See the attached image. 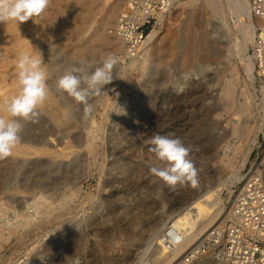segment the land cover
Instances as JSON below:
<instances>
[{
  "label": "rangeland",
  "instance_id": "374dc122",
  "mask_svg": "<svg viewBox=\"0 0 264 264\" xmlns=\"http://www.w3.org/2000/svg\"><path fill=\"white\" fill-rule=\"evenodd\" d=\"M204 1L176 3L160 27L156 46L152 44L160 51L156 60L159 73L151 81L149 96L139 94L146 76L131 70L120 79L115 91L104 94L105 85L99 94L87 97L93 110L82 121L78 101L68 103L63 90L51 92L57 77L49 61L73 63L71 71L77 75L75 70L82 68L91 73L109 55L117 58L116 65L126 67L131 60L126 59L119 41L109 33L125 2L105 29L101 24L116 0H50L40 16L23 23H0V117L8 118L3 105L18 94L17 39L20 33L29 38L30 30L35 29L44 44L41 56L48 91L53 94L54 105L66 110L62 124H54L48 117L51 128L46 134L41 125L31 127L33 139L42 137L44 142L21 140L10 156L1 159L0 218L6 212L1 224L10 238L0 247V264H7L33 246V252L45 259L43 264H63L70 258L77 260L75 264H145L151 260L144 251L151 227L160 229L165 222L171 224L176 214L190 204L192 189L209 183L218 186L237 170L244 178L255 163L264 166V80L257 72L255 80H251L244 60L228 50L229 40L235 46L240 34L231 0H220L219 12ZM221 6L233 28L232 34L226 31L222 42L216 39L218 30L225 31ZM254 21L257 28L258 20ZM99 29L116 40L113 45L99 43L95 34ZM212 43H218V55L208 49ZM94 45L97 49H93ZM253 46L248 45V55H253ZM58 69L63 70V75L67 71L64 65ZM179 78L182 90L174 85ZM228 89L233 93L226 102ZM138 95L140 100H134ZM38 111L44 114L40 107ZM234 121L244 125L237 139L241 147L235 152ZM155 134H173L190 149L188 159L197 171L195 187L191 182L169 186L151 171L161 166L148 143ZM226 143L231 146L228 156L223 148ZM245 154L248 160L241 167ZM35 161L51 167L52 175L59 179L33 182L29 178L23 182L26 165ZM243 178L223 191L225 208ZM41 194L45 200L37 214L33 211L34 204L38 206L34 199ZM167 210L170 218L165 214ZM27 213L38 216L29 227H23ZM221 214L222 211L216 219ZM223 219L224 216L218 224ZM74 220L81 221L77 230L72 226ZM212 257H203L202 264H217L207 262Z\"/></svg>",
  "mask_w": 264,
  "mask_h": 264
},
{
  "label": "bare ground",
  "instance_id": "6f19581e",
  "mask_svg": "<svg viewBox=\"0 0 264 264\" xmlns=\"http://www.w3.org/2000/svg\"><path fill=\"white\" fill-rule=\"evenodd\" d=\"M182 1L183 0H175L176 3H181ZM122 2L123 3L125 2L123 5V8H124L126 3H127V0H116V2L112 5L110 10L108 11L107 18L106 19L104 18V20L101 24L104 29L112 23V20H114L116 18L117 13H118V7H119V5L122 4ZM194 2H196V1H194ZM204 2H205L204 4H206L207 6L212 8L214 11L220 10V8H218V6H219L218 3H220V0H205ZM231 3L232 4L230 5V7L232 8L231 9L232 12L236 13V16H235L236 19L234 22H235L236 27H238L240 29V34L238 36H236L235 46L232 45L233 40L232 39L229 40L228 50L232 53L239 55L240 59L244 60L243 62L245 63V66H246L245 67L246 72L249 74V77L251 78V80L254 81L255 80V72H256L255 71L256 66H255L254 55H248V53H247L248 45L250 43L254 44L255 36H256V32H257L256 24L254 21L255 17L253 16L252 11H251V1L250 0H231ZM192 4L194 5V3H192ZM122 9H121V11H122ZM221 11H222V15H223L221 17L224 18L223 27L225 28V31L218 30L217 31L218 37L216 39L217 40L220 39V41L222 42L223 38L227 37L226 31L229 34H232L233 28H232L231 24H229V22L225 19L226 12H225L223 6H221ZM117 19H118V16H117ZM165 19H164V21H165ZM116 24H117V20H116L115 24L113 25V27L110 28L109 33H112L113 36L116 38V40L119 41L120 46H122L121 48L123 49V52H125L123 41L118 36H116L114 34V28L116 27ZM23 28L24 27H21L20 29L23 31L24 30ZM161 28L156 29L152 33V36L149 39L151 44L149 45V49H148L147 54L144 58H142V59H130L131 61L129 60L130 63L126 67H122L120 65L114 66V68H113L114 79H113L111 84H108V86L105 90L106 92L104 94L108 95L111 92L116 90L115 87L117 86L118 82L120 81V79L116 78V76H120V77L124 78L126 76V74H128L129 71L138 70L146 76L144 78L145 80H144L143 86L141 88L142 92L139 94L143 93L144 95H141L143 97L149 96V94L152 91L151 81L159 73V71L157 69L156 60L158 58V54H160V51H159V49H157V47L153 49L152 44L154 43V46H156V42L158 41V38L160 37ZM217 29H218V27H217ZM221 29H222V27H221ZM95 34L97 35V37H99V43H104L107 46L113 45L114 42L116 41V40L114 41L113 39H110V37L107 36L106 34L101 33V29L96 30ZM41 40H40V34L38 33V31L36 29H35V31L30 30L29 38H27V36H25V34L20 33V35L17 39L18 56H20L24 52H27L33 56H35V55L41 56V53L43 52V47H44V44ZM91 49H92V47H91ZM93 49H97V46L94 45ZM208 49L215 51V54L218 55V43L217 44H213V43L210 44ZM81 50L86 53L84 48H81ZM96 51H94V52H96ZM152 51L154 53H152ZM153 54H154V57H153ZM126 59H127V57H126ZM63 63H64V61L62 59L52 60V62L49 61V65L52 67V69H53L52 72H54V76L57 77V81L60 78V76L63 75V70L58 69L59 66L64 65V68H67L66 72H70L72 67H74L73 63H66V64H63ZM97 67H100V66H98V65L95 66L93 68V71ZM78 68H80V67H78ZM71 72L74 73V71H71ZM74 74H76V73H74ZM78 75H80V74L78 73ZM174 85L178 89H181L182 88L181 78L176 79L174 81ZM50 90H51V92L52 91L55 92V91H58L60 89L57 87V84H56L53 87V90L51 88H50ZM261 91H262V94L264 95V85L262 86ZM137 92H139V90H137ZM232 93H233V90H231V89H228L225 91V98L224 99L226 100V102H227V100H230L232 98ZM52 95L53 94H51L48 91V95H47L45 102L43 103V105L40 106V108L42 109V112H44V114H40L38 118H33L32 120H29V121L21 120V123L23 124V128H22L21 133H20L22 141H26V142H33L34 141L33 142L34 144L44 142V138H42V137H40L41 139L38 138V140L33 139L34 136L31 132V127L34 126V124H37V125H41V127H43L42 130L44 132L47 131L49 128H51L50 120L49 121L47 120L48 117H49V119H51V121L54 124L59 125V124H62L64 122V117H66V110L64 109L63 111H61L54 105V100L52 98ZM138 96H136L134 100H140L141 96H139V97ZM65 99H66V101H68V103L70 101H77L73 97L68 95L66 92H65ZM81 105H83L82 102L78 101L77 108L79 110L80 116L82 117L80 119V121L86 120L88 118V114L87 115L85 114V110L81 108ZM240 115H242V114H240ZM236 117H235V119H236ZM242 120H243V118H242ZM238 121H239V119H238ZM93 122H95V121H93ZM243 123H244V121H243ZM243 126L244 125H242L241 122H237V121L233 122V135L235 137L234 138L235 143L233 145V147H234L233 152H235L237 149H239L241 147L240 144L237 145L238 144L237 139L239 136L238 133ZM46 133L47 132H45V134ZM134 138H136V135H134ZM252 140H253V144L256 143V138H252ZM223 148H225V156H228L229 155V149L231 148L230 143H226L223 146ZM135 150H136V148H135ZM133 155H130V156H133ZM247 160H248V155L245 156L243 164L241 165V167L245 166ZM0 163H1V159H0ZM130 172H132V171H130ZM52 173H53V170L51 167H47L46 165H43L42 162H38V161L36 162L35 161V162H32L31 164L26 165L25 173L23 174L22 179H23V182L27 181V179H29V178H32L34 180L33 182H37L38 180H43L44 182H56L59 178H56L55 176H53ZM242 178L243 177L240 175V170H237V171L233 172V175L228 179V181L221 182L218 186H215L212 183H209V184H205V185H199L198 187H195V189H192L190 192L191 199H192L190 204L184 206L176 214L175 219L173 220V222L171 224H169V222H165L162 225V227H160V229L151 227V229H150L151 232L148 233L147 237L145 238V244L147 245L146 246L147 248L144 250L145 255H147L148 258H151V260H153V264H169L177 256L180 255V257H181V254L184 251L187 252V250L198 240V238L201 235L206 233L211 227L217 225L223 216L225 218V215L228 213V209L223 206V195H222V193L228 186H230V183L233 184L236 181H240ZM71 181H73V179H71ZM71 183L74 184L75 182L73 181ZM161 197H162V194H161ZM42 199H44L43 194H41L39 197L34 199V201L37 202L36 204H38V206L35 207V204H34L35 210H33V211L36 212L37 214H40L38 212V210L40 209L39 207L41 205ZM26 203H28V202H26ZM32 204L33 203H31V205ZM48 208H50V207H48ZM221 211H222L221 217L219 219H216ZM5 213L3 212L2 215L6 216L7 214H5ZM165 214H167V217H169L170 216V215H168L169 210H167L165 212ZM35 215L36 214H30V213L29 214L27 213L26 215H24L23 222L21 221L23 224V227L24 226L29 227L28 225L31 223V221H33V219L36 216H38V215H36V216ZM5 216H4V218L3 217H1V218H3V220H5ZM1 218H0V247L3 245L4 242L6 243V241L10 238L9 235L6 236V234H5V230L1 224V222H3L1 220ZM16 222H17V220H16ZM20 224L21 223H19V225ZM72 226L75 228V230L79 229L81 226V221L80 220H74L72 222ZM10 230H12V229H10ZM177 237H179V239H177ZM34 248L35 247L33 246L32 248L24 251L22 255L18 256L14 260H11L7 264H15L20 259H23V261L26 264H41V263H39V261H40L39 257H41V256H38V255H40L39 253L35 254L33 252ZM144 251H143V254H144ZM206 256H208V255H206ZM203 257H205V256H203ZM203 257H201L196 262V264H202L204 262V259H202ZM142 258H143V256H142ZM142 258H141V260H142ZM146 260H148V259H146ZM76 261L77 260H75L74 258H70V259L66 260L63 264H75ZM208 261L213 262V263H217V264L224 263V261L218 260L215 255H213L212 258H209V260H207V262ZM142 262H143V260H142ZM52 264H55V263H52Z\"/></svg>",
  "mask_w": 264,
  "mask_h": 264
},
{
  "label": "built area",
  "instance_id": "2783aa9c",
  "mask_svg": "<svg viewBox=\"0 0 264 264\" xmlns=\"http://www.w3.org/2000/svg\"><path fill=\"white\" fill-rule=\"evenodd\" d=\"M175 0H127L119 13L114 34L124 43L128 60L142 59L152 33L175 7ZM258 20L253 55L256 72L264 80V0H251ZM228 213L173 264H196L203 256L215 255L225 264H264V166L255 163L227 203ZM15 264H26L20 259ZM145 264H153V260Z\"/></svg>",
  "mask_w": 264,
  "mask_h": 264
},
{
  "label": "clouds",
  "instance_id": "9594fccd",
  "mask_svg": "<svg viewBox=\"0 0 264 264\" xmlns=\"http://www.w3.org/2000/svg\"><path fill=\"white\" fill-rule=\"evenodd\" d=\"M50 0H0V23L17 21L23 23L40 16L49 6ZM40 55L22 53L16 63L18 94L3 105L8 118L0 117V159L12 154L13 149L21 142L23 121L38 118L39 107L43 105L48 95L47 73L42 67ZM117 58L109 55L103 60L102 66L91 73L84 69H76L80 75L66 72L57 81V87L79 102L85 103V114L93 110L87 103L90 94H99L105 85L111 84L113 68ZM116 78L123 79L120 76ZM182 90V89H181ZM148 143L160 167H152L151 171L169 186L184 185L191 182L195 187L198 183L197 171L188 155L190 149L179 137L173 134L153 135ZM179 239V237H177ZM42 261V259L39 257Z\"/></svg>",
  "mask_w": 264,
  "mask_h": 264
}]
</instances>
